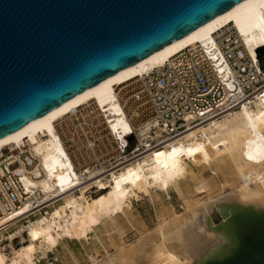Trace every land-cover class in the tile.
Returning a JSON list of instances; mask_svg holds the SVG:
<instances>
[{
	"label": "bare ground",
	"instance_id": "6f19581e",
	"mask_svg": "<svg viewBox=\"0 0 264 264\" xmlns=\"http://www.w3.org/2000/svg\"><path fill=\"white\" fill-rule=\"evenodd\" d=\"M228 27L253 58L259 51L264 54V0H250L0 141V155L13 146L21 151L29 147L40 156L45 177L27 185L62 198L48 216L28 227L6 234L4 225L10 220L0 222V264L41 263L65 240L101 245L106 257L95 249L88 254L89 264H206L235 252L241 244V221L264 219V95L164 140L163 150L149 148L139 162L113 172L108 181L83 187L55 129L58 120L90 101L120 116L117 86L163 68L186 48L213 44L214 35ZM113 129L129 131L121 117ZM172 191L183 200L185 211L161 205L155 229L124 242L128 227L134 228V202L159 204V193L170 196ZM27 212L22 207L15 217ZM16 240H21L18 248Z\"/></svg>",
	"mask_w": 264,
	"mask_h": 264
},
{
	"label": "water",
	"instance_id": "95a60500",
	"mask_svg": "<svg viewBox=\"0 0 264 264\" xmlns=\"http://www.w3.org/2000/svg\"><path fill=\"white\" fill-rule=\"evenodd\" d=\"M248 1L0 0V141ZM240 238L206 264H264V219Z\"/></svg>",
	"mask_w": 264,
	"mask_h": 264
},
{
	"label": "built area",
	"instance_id": "2783aa9c",
	"mask_svg": "<svg viewBox=\"0 0 264 264\" xmlns=\"http://www.w3.org/2000/svg\"><path fill=\"white\" fill-rule=\"evenodd\" d=\"M213 40V44L186 48L163 68L117 86L120 116L90 101L55 123L82 187L108 181L113 172L139 162L145 152L150 153L149 148L151 152L163 150L164 140L264 95L260 57L251 56L235 29L224 28ZM118 117L129 128L126 134L113 129ZM44 177L40 156L29 147L21 151L11 146L2 152L0 222L10 220L4 233L28 227L62 202L60 197L27 185ZM22 207L28 212L15 217ZM51 255L53 264L60 262Z\"/></svg>",
	"mask_w": 264,
	"mask_h": 264
},
{
	"label": "rangeland",
	"instance_id": "374dc122",
	"mask_svg": "<svg viewBox=\"0 0 264 264\" xmlns=\"http://www.w3.org/2000/svg\"><path fill=\"white\" fill-rule=\"evenodd\" d=\"M263 61L260 62L262 69L264 70V55H262ZM185 194L187 197H190L189 191L185 188ZM159 204L155 203L154 205L149 203L147 199L141 202H134L133 204V225L134 228L128 227L126 235L124 237V242L130 244L141 236L142 233L152 232L156 225L159 222L158 212L161 205L166 207L169 210H174L176 213H182L185 211L183 200L175 192H170V196L165 194H160ZM199 198V197H198ZM197 199L196 197L193 198ZM107 240V238H105ZM7 244V242H4ZM15 247L18 248L21 245V240H16L14 243ZM68 248L75 255L77 262L73 261L70 255L67 254L66 249ZM97 249L101 258L106 257V253L96 241L91 240L90 243L65 240L61 246L53 253L59 257L60 262L57 264H89L88 254L94 252ZM110 251V249H109ZM113 253V251H110ZM53 256L50 254L47 260L42 261L38 264H53Z\"/></svg>",
	"mask_w": 264,
	"mask_h": 264
},
{
	"label": "trees",
	"instance_id": "16d2710c",
	"mask_svg": "<svg viewBox=\"0 0 264 264\" xmlns=\"http://www.w3.org/2000/svg\"><path fill=\"white\" fill-rule=\"evenodd\" d=\"M263 61V58L262 57H260V62H262Z\"/></svg>",
	"mask_w": 264,
	"mask_h": 264
}]
</instances>
